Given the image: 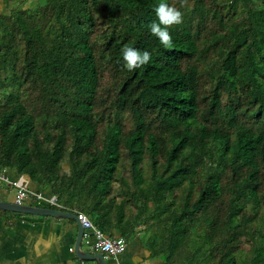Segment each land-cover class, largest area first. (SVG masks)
Here are the masks:
<instances>
[{"label": "trees", "instance_id": "16d2710c", "mask_svg": "<svg viewBox=\"0 0 264 264\" xmlns=\"http://www.w3.org/2000/svg\"><path fill=\"white\" fill-rule=\"evenodd\" d=\"M161 2L183 12L171 48L148 27ZM181 3L0 13V175L166 264H264V0ZM125 46L151 62L127 70Z\"/></svg>", "mask_w": 264, "mask_h": 264}, {"label": "crops", "instance_id": "0c3cea01", "mask_svg": "<svg viewBox=\"0 0 264 264\" xmlns=\"http://www.w3.org/2000/svg\"><path fill=\"white\" fill-rule=\"evenodd\" d=\"M16 1L0 0V13L11 10ZM15 174L12 170L4 171L2 176L13 182L18 178ZM25 179L30 190L40 189L27 177ZM1 184L0 200L14 201L15 193L8 188L15 186L12 183L7 186ZM41 191L45 195L50 193L45 188ZM76 233L77 225L72 218L0 210V264H98L95 260L83 261L75 256L73 247ZM87 233L90 238L93 237L91 230H87ZM139 238L137 235L128 240L125 250L117 256L104 254L107 264H166L163 257L152 255L151 250L144 248ZM82 248L87 252H98L85 243Z\"/></svg>", "mask_w": 264, "mask_h": 264}, {"label": "clouds", "instance_id": "9594fccd", "mask_svg": "<svg viewBox=\"0 0 264 264\" xmlns=\"http://www.w3.org/2000/svg\"><path fill=\"white\" fill-rule=\"evenodd\" d=\"M186 2L187 0H182L181 7H183ZM154 11H155L158 22L153 21L148 25L150 29V33L151 35L159 39L160 44L164 48H171L173 45V38L169 32V29L174 25H179L183 23V12L180 10V8H177L175 5L169 4L166 2H161L155 8ZM122 56H123V61H124V67L129 71H134L138 68H142L143 66L149 64L152 60V53L150 51L140 50V49L129 47V46H125L122 49ZM22 175H24L25 177L28 178V180H30L28 175L26 174H22ZM20 176H18V178ZM37 191L42 192L40 189ZM23 204H26V203H23ZM37 204L38 205L36 206H45L44 204H41V203H37ZM102 254L104 256V254L106 253H102Z\"/></svg>", "mask_w": 264, "mask_h": 264}, {"label": "built area", "instance_id": "2783aa9c", "mask_svg": "<svg viewBox=\"0 0 264 264\" xmlns=\"http://www.w3.org/2000/svg\"><path fill=\"white\" fill-rule=\"evenodd\" d=\"M1 178H3L2 175H0ZM5 181L8 183H11L16 187V192L14 195V202L17 204H23L26 201L32 202V203H41V204H50V205H57L55 196L49 200H47V195H44L42 192L37 191V190H30L26 184L27 181L25 179L24 175H21L18 179H16L13 182H10L7 180V178H3ZM80 219L83 222V227L85 228H91L94 233V243L93 245L96 248H100L103 250L107 255L114 257L117 256L118 254L122 253L127 245L126 240L122 236H115V237H107L105 236L100 230L95 228L92 223L88 220V218L83 215L82 213L78 215ZM86 242H89V239H85Z\"/></svg>", "mask_w": 264, "mask_h": 264}, {"label": "water", "instance_id": "95a60500", "mask_svg": "<svg viewBox=\"0 0 264 264\" xmlns=\"http://www.w3.org/2000/svg\"><path fill=\"white\" fill-rule=\"evenodd\" d=\"M0 210H9L12 212L23 213V214L48 215V216L72 218L77 225V233L73 247L75 256L83 261L95 260L98 264H107V261L101 252L92 253L83 250L81 245L83 227L74 213L63 210H56L45 206L16 204L11 200H0Z\"/></svg>", "mask_w": 264, "mask_h": 264}, {"label": "rangeland", "instance_id": "374dc122", "mask_svg": "<svg viewBox=\"0 0 264 264\" xmlns=\"http://www.w3.org/2000/svg\"><path fill=\"white\" fill-rule=\"evenodd\" d=\"M27 181V180H26ZM28 182V181H27ZM11 188H12V190H11ZM11 192L12 191H14V193L16 192V188L15 187H9L8 188ZM47 190H48V188H47ZM13 193V194H14ZM53 197V194H51V193H49V194H47V200H49V199H51ZM11 200V199H10ZM55 200H56V197H55ZM57 203V202H56ZM51 204V203H50ZM50 204H46L45 205V207H48V208H52V209H55V208H53V207H51L52 205H50ZM57 206V205H56ZM59 206V205H58ZM56 210H61V209H59V208H57ZM63 211H65V210H63ZM69 212V211H68ZM71 213H73V212H71ZM76 216H77V219L80 221V223H81V225L83 224V222H82V220L80 219V217H78V215L79 214H81V212H78V213H74ZM83 214V213H82ZM84 215V214H83ZM87 217V216H86ZM88 218V217H87ZM88 220H89V218H88ZM90 221V220H89ZM91 222V221H90ZM92 223V222H91ZM84 225V224H83ZM83 225H82V227H83ZM93 225V224H92ZM94 226V225H93ZM87 230H91L92 232H93V230L91 229V228H85V227H83V235H82V239H81V245L83 244V243H85L86 245H90L91 247H93L96 251H98V252H101V253H105L103 250H101L100 248H96L94 245H93V243H94V233H92L93 234V237L92 238H90L89 237V234L87 233ZM144 231H146V230H144ZM145 232H143L142 231V235L144 234ZM136 237V236H135ZM86 238H88L89 239V242L87 243L86 242ZM134 238V237H133ZM132 239V238H131ZM145 240H147V237L146 238H144ZM139 240H140V238H139ZM141 241V243H142V246L144 247V248H146L145 247V241H142V240H140ZM90 249V248H89ZM84 261H86V260H84Z\"/></svg>", "mask_w": 264, "mask_h": 264}, {"label": "bare ground", "instance_id": "6f19581e", "mask_svg": "<svg viewBox=\"0 0 264 264\" xmlns=\"http://www.w3.org/2000/svg\"><path fill=\"white\" fill-rule=\"evenodd\" d=\"M1 211H9V210H1Z\"/></svg>", "mask_w": 264, "mask_h": 264}]
</instances>
